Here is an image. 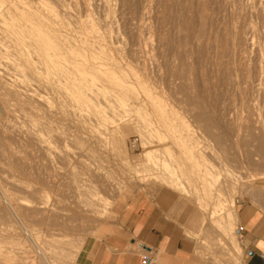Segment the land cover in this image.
<instances>
[{
  "label": "rangeland",
  "instance_id": "1",
  "mask_svg": "<svg viewBox=\"0 0 264 264\" xmlns=\"http://www.w3.org/2000/svg\"><path fill=\"white\" fill-rule=\"evenodd\" d=\"M48 1L51 3L52 0H47L41 10L58 12L59 7L48 4ZM63 1L71 13L82 15H86L83 3H88V9L95 15L92 16L97 18L99 25L104 23L103 28L114 29L112 31L116 34L112 35L113 40L117 41L115 44L120 56L116 55L118 61L131 63L133 70L139 73L146 70L148 77L142 78V83L154 92H160L156 97L155 107L145 106L144 100L140 110V114L149 121L150 128L155 130L152 138L155 145L148 144L147 137L133 127V121L108 124L104 129L105 136L100 135L103 139L97 141L100 140L97 134L89 132L85 126L43 110L32 113L37 124L35 121L32 124L34 128H31V140L26 143L23 141L25 138L21 139L24 135L18 137L8 129L4 131L2 121L6 116L0 107V137H3L0 138V143L3 144L0 146V244L9 242L12 238L16 242L22 240V250L16 251L17 248L13 247L11 257L17 256L23 261L25 259L24 264H28L31 258L32 262L35 258V264H48L39 254L33 234L27 233L24 227V223H32L30 225L38 231L36 235H41L40 239L54 233L55 236L66 233L69 237L80 239L78 245H81L78 246L80 249L77 248L79 252L76 253L74 264H91L90 253L93 247L98 246L106 235L115 232L114 223L128 199L133 196L134 202H141L145 193L165 206L168 217L193 243L195 252L202 257L204 264H243L247 252L243 248L242 233L239 231L237 201L264 188V163L262 155L257 151L258 144L264 142L259 139H264V94L257 85L263 86L264 79L258 77L256 61L259 50L264 54V38L252 40L249 34L251 27L264 28L260 6L250 7L246 0ZM144 9L148 15L144 17L147 29L143 34L150 35L153 44L143 55L138 49V40L142 34L139 25ZM237 86L246 89L244 95L240 96ZM41 117H45L44 123L40 121ZM35 125H39L38 128ZM7 133L14 137H8ZM13 138L15 140L12 142ZM39 138L45 141L48 139L49 145H41ZM11 147L19 149L14 150L17 153L25 151L26 156L18 158ZM5 150L7 153L2 154ZM153 150V153H148ZM18 164L22 167H18ZM151 165H154L152 173L159 166L155 175L151 173V167L149 171L146 170ZM20 169H25L26 174L24 171L25 175H21ZM224 169L234 170L244 178L241 186L236 185L241 191L235 192L233 205L225 204L226 207L229 205V210L224 207L228 214L231 208L232 213L236 214V224L233 220L235 225L232 223L229 234L223 233L213 221L209 213L215 204L204 195L207 188L204 184L206 174L223 173ZM158 173L159 176L156 177ZM162 175L175 179L180 185L169 188L165 183V186L162 179L166 178H162ZM106 177L109 181L104 180ZM16 181L19 182L17 185ZM18 184L29 186L32 192L20 187L18 193L15 191L19 188ZM82 186H86V189L81 190ZM87 189L96 190L101 197L109 199L110 212L100 218H88L86 212L79 209V200L85 198ZM3 191L25 197L33 203L43 200L47 203L43 209L47 210L39 209L40 212L46 211V214H38L56 216V221H63L65 214L72 216L73 213V222H69L73 227L64 229L56 223L50 225L40 219L30 221L32 218L27 213L32 207L27 206L26 208L30 207L28 211L25 206L9 208ZM223 196L224 199L228 198L226 193ZM225 209L222 212L226 213ZM20 210L25 212L21 217L26 220L28 218V221L22 223L21 220L24 219L18 218L22 215ZM38 214L36 216L40 217ZM33 222H36L35 225ZM236 248L239 250L236 251ZM23 254H27V260ZM17 258L15 263L12 259L7 260L9 263L6 262L20 264L22 261L19 262ZM6 262L1 258L0 264Z\"/></svg>",
  "mask_w": 264,
  "mask_h": 264
},
{
  "label": "bare ground",
  "instance_id": "2",
  "mask_svg": "<svg viewBox=\"0 0 264 264\" xmlns=\"http://www.w3.org/2000/svg\"><path fill=\"white\" fill-rule=\"evenodd\" d=\"M46 1L45 0H38V1L36 0H0V107H2V111L4 112L6 116V118L2 121V126L4 127V131L8 129L10 133L12 132L18 137H20V135H24V137H22L21 139L25 138V140L23 141L28 143L29 140H31V135H32L31 128L32 127L34 128L32 124L35 121V119L32 118L33 116L32 113L43 110L46 112L53 113L57 115L58 117L60 116L61 118L63 117L70 118L78 125L85 126V128H87L88 131L90 130L91 132H94L95 134H97V136L100 138V140H97V141H101L103 139L100 135H104L106 133V132L104 133V129L106 126H108V124L110 123L123 124L124 122H129V121L132 123L133 121L135 122L133 127L136 128V130L138 129V131L142 132L147 137V140L149 141L148 144L149 145L154 144L155 142L152 140V138H153V134L155 130L150 128L149 121L147 120L146 116H142L140 114V110H141V107L143 106L141 102L144 100L146 102L145 106L146 105L147 106L157 105L156 97L159 95L160 92H154L150 87L142 83L141 79L148 77L146 70L139 73L133 70V68L131 67L132 65H130L131 63L130 64H128L127 62L125 63L123 60H122L123 62L118 61L119 58L116 57V55H118V46L115 44L117 41L113 40L116 34L115 32L112 31L114 29L112 30L107 29L105 26L103 28L102 24L104 23H101V22H100L101 24L99 25V22L96 20L97 18H93V16L95 15L91 14V12L89 11L88 3H83V8H84V11L86 12V15H82V13L81 14H78V13L76 14L74 12L71 13L69 11L70 9L68 10L66 8L67 5L64 4L63 0H55V1L52 0L53 2L51 1V3L49 1L47 2L48 4H51V5H57L59 7L58 12L57 11H48V12L42 11L41 7L46 4ZM246 2L248 3L250 7H255L257 5L260 6L262 10V19L264 21V0H246ZM147 15L148 13H146L144 9L143 18L141 19V22L139 25L140 29L142 30V34L138 40L139 41L138 49L140 50L142 54L147 52L150 45L153 44L151 43L152 40H151L150 35L143 34L145 29H147V24L144 18ZM112 33L113 34L115 33L114 36L112 35ZM249 34L252 40L255 38H264V28L251 27L249 30ZM109 36H111L112 38L109 39ZM117 39H118V36H117ZM256 61H257L258 77L264 79V54L261 50H259L256 55ZM186 85L187 83L185 84V87ZM257 87L259 91L263 92L264 94V85L263 86L257 85ZM236 90L241 96L245 94L246 89H242L239 86H237ZM255 113L257 114V112ZM39 115L42 116L41 114ZM41 118L43 121L41 119L40 121L44 123L45 117L44 118L41 117ZM198 119H199V116H198ZM208 123H207V126H208ZM40 124L42 125V123ZM35 126L37 127L39 125H35ZM212 126L213 124L211 125V127ZM134 128H131V129H134ZM4 131H1V132L4 133ZM32 131H35V130H32ZM7 134H8V137H14V136H9V133ZM62 134L63 133H61V135ZM4 137H5V134H4ZM94 137H96V135H94ZM0 138L3 139V137H0ZM117 138H120V137H117ZM39 139H41L39 140L42 143L41 145L45 146L46 143L47 145H49L47 142L48 139L46 141L42 140V138H39ZM44 139L46 138L44 137ZM61 139L64 140V138H61ZM259 139L264 140L263 137ZM14 140L15 138L12 139V142ZM32 140H33V136H32ZM260 140H259V143L261 142ZM35 142H38V140H36ZM1 144L2 143H0V146ZM258 145H259L258 146L259 149L257 148L258 149L257 151L259 154L263 156V157L261 156L262 159L261 158L260 159L264 163V142L263 144L261 142ZM6 148H7V145H6ZM3 149L4 148L2 147V150ZM11 149H13V152L15 149L17 150L16 147H11ZM5 152L7 153V150L2 152V154ZM24 152L23 153L21 152L22 154L19 152L18 153L14 152V154H16V156L19 158V156L20 157L26 156L25 154L27 153L24 154ZM153 152L154 150L149 151L148 153L151 154ZM16 156H14V158ZM150 163L152 162L150 161ZM20 165L18 167H22ZM154 165L149 166L148 168H146V170L148 169L149 171V168L151 167L150 170L152 173V167H154ZM24 167H26V165ZM158 167L156 168V170L158 169ZM156 170L153 171L155 172V173H152L153 175L156 174L157 172ZM17 171L19 172V170ZM22 171L20 172V174L25 175L26 174L25 169ZM24 171H25V174H24ZM27 175H29V173ZM158 176H159V173L156 177ZM165 176L162 175V178ZM165 178L166 179L164 178L162 179L164 181L162 180L161 181L164 182V185L166 183V185H168L167 187L169 188L178 187V185H180L173 178H167V177ZM157 179H156V183L158 182ZM243 179L244 178L243 176L240 175V173H236L234 172V170L230 171L229 169H224L223 173H220V172L207 173L206 178L204 179V182H205L204 184L207 187V188L205 187L206 190L204 192V195L207 197V199L209 197L210 200L213 201L215 204L214 208H210L213 210L212 211L210 210L211 213L209 214L210 216L212 215L213 221H215L220 226L221 230L225 234L230 232L233 220L235 223L236 214L234 215V213H232L233 211L232 208H231L230 214H228V212L226 211L224 207H226L225 206L226 203L233 205L234 203L233 198H234L235 192L238 190V187H236V185L242 184L241 181ZM104 180L109 181L108 177L104 178ZM158 180H160V178ZM154 181H155V178H154ZM12 182L13 181H11V183ZM17 183L19 182L16 181V185ZM78 185L79 184H77V186ZM14 186L15 184H13V187ZM18 187L19 188H17L16 186L17 190L13 188L15 189V191H18V193L20 192V187L22 189H25L27 191L29 190L32 192V189L28 188L29 186L26 187V185L23 186V185L18 184ZM84 187L83 189L81 188V190H85L86 188L84 189ZM78 189L79 191H81L80 188ZM201 189H202V186H201ZM95 191L91 189H87L86 191L87 195L85 193L86 195L85 198H81L79 200L81 203V205L79 206V209H81L82 211L84 210L86 212L85 214H87V217L90 219L103 217L108 212H110V206H111L110 200L107 198L101 197L100 193L99 192L97 193ZM224 192L226 193L228 197L227 199L225 198L226 200L223 198L225 197L223 196L225 194ZM4 197H6L5 200L7 201L9 208L17 207V206L19 208L20 206H23V207L25 206V208L27 206L32 207L30 212L28 211L30 207L26 208L28 211L27 214L28 215L30 214L29 218L31 217L33 219V220L31 219L30 221L40 219L43 222L46 221L48 222V224L50 223V225H52L51 223H56L59 226H61V228H64V229L73 227L69 224V222H71V220L74 219L72 218L73 213H72V216L64 213L65 214L64 220L60 221L59 219L58 221H56L55 219L56 216L55 217L48 216V214L47 216H45L46 211L40 212L39 208L43 209L45 207V204H47L43 200L42 201L37 200L36 202L33 203L31 200H28L25 197L22 198V197H19L18 195L15 196V195H12L11 193H8L7 191L4 192ZM54 209L55 207L52 209V211ZM223 209H225L224 211L227 214L222 212ZM43 210H47V209H43ZM38 212L40 214L41 213H45V214L44 216L43 214L41 216L38 214ZM19 213H22L21 210ZM24 213H22V215H19L18 218H20L21 216H24L25 215ZM37 214L40 217L36 216ZM54 215H57V214H54ZM4 217L6 218L7 216L5 215ZM3 218L1 219L4 220ZM21 218L24 219V220H21L22 223L24 221L29 220L28 218L26 220L24 217H21ZM26 223H24L25 224L24 227H26V230H27L26 232L27 233L30 232L31 233V234L29 233L30 235L33 234L34 237L32 236V238L34 239V243L37 249H39L38 250L40 252L39 254L44 258V260L48 264H74L75 257H77L76 253L79 252L77 251V248L78 246L81 245V244L78 245L80 243L79 242L80 239L78 240L75 237H69V234H66V233L59 234L56 236H55V233L53 235L46 234L47 236L44 235L46 237H43V238L41 237L42 239H40L41 235L40 236L36 235L37 234L36 232L38 231H35L36 229L31 226L32 223H29V225L31 224L30 226L27 225ZM35 223L36 222H33L34 225ZM71 229H74V228H71ZM41 234L43 233L41 232ZM0 236L2 237V235ZM14 240L15 239L12 238L11 241L9 242L7 241L5 243L2 242L3 243V244L1 243L2 245L0 244V262H1V258H3V262H6L7 260L12 259L13 257L15 258H13L14 261L12 259V262L14 263L16 262L15 259L17 258V256L11 257V255L13 254H11L10 252L14 249L13 247L17 248L16 251H20V249L22 248L20 246L22 245V240L21 242H16L17 240L16 241ZM4 244H6L7 246H5ZM3 246H5L4 249H2ZM25 249H28V248H25ZM238 250L239 249L236 248V251ZM23 255L25 257L27 254L26 255L23 254ZM17 259L19 260V257ZM34 259L35 258H33V262H32V258L31 260L29 259L31 262L29 263L35 264ZM21 261L24 264L25 259L24 261L19 260V262ZM7 262L9 263V261ZM7 262L6 264H8ZM22 262L20 264H22ZM2 264H5V263H2Z\"/></svg>",
  "mask_w": 264,
  "mask_h": 264
},
{
  "label": "crops",
  "instance_id": "3",
  "mask_svg": "<svg viewBox=\"0 0 264 264\" xmlns=\"http://www.w3.org/2000/svg\"><path fill=\"white\" fill-rule=\"evenodd\" d=\"M143 198L141 202H134L133 196L128 199L114 223L115 232L93 247L90 263L204 264L165 206L145 193ZM237 214L247 252L243 264H264V188L238 199Z\"/></svg>",
  "mask_w": 264,
  "mask_h": 264
},
{
  "label": "built area",
  "instance_id": "4",
  "mask_svg": "<svg viewBox=\"0 0 264 264\" xmlns=\"http://www.w3.org/2000/svg\"><path fill=\"white\" fill-rule=\"evenodd\" d=\"M239 231L242 232V228L241 227L239 228ZM148 259H149L148 255H144L143 256V260L144 261H147Z\"/></svg>",
  "mask_w": 264,
  "mask_h": 264
}]
</instances>
